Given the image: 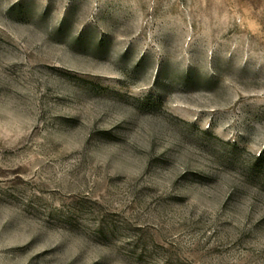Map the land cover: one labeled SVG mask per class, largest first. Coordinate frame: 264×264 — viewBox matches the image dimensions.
I'll use <instances>...</instances> for the list:
<instances>
[{
    "label": "rangeland",
    "instance_id": "obj_1",
    "mask_svg": "<svg viewBox=\"0 0 264 264\" xmlns=\"http://www.w3.org/2000/svg\"><path fill=\"white\" fill-rule=\"evenodd\" d=\"M0 264H264V0H0Z\"/></svg>",
    "mask_w": 264,
    "mask_h": 264
},
{
    "label": "trees",
    "instance_id": "obj_2",
    "mask_svg": "<svg viewBox=\"0 0 264 264\" xmlns=\"http://www.w3.org/2000/svg\"><path fill=\"white\" fill-rule=\"evenodd\" d=\"M262 158V156H260V158L259 159H261Z\"/></svg>",
    "mask_w": 264,
    "mask_h": 264
}]
</instances>
